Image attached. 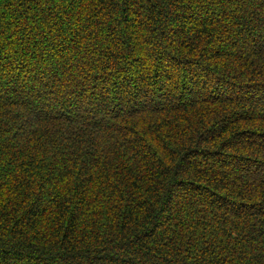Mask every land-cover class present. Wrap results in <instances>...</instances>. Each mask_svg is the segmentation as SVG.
Wrapping results in <instances>:
<instances>
[{
  "label": "trees",
  "instance_id": "16d2710c",
  "mask_svg": "<svg viewBox=\"0 0 264 264\" xmlns=\"http://www.w3.org/2000/svg\"><path fill=\"white\" fill-rule=\"evenodd\" d=\"M0 264H264V0H0Z\"/></svg>",
  "mask_w": 264,
  "mask_h": 264
}]
</instances>
